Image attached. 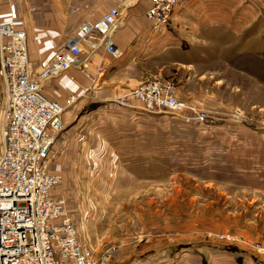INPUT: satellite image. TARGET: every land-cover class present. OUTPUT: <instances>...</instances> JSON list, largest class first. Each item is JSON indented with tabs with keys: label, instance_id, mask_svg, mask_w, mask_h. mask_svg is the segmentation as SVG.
Here are the masks:
<instances>
[{
	"label": "rangeland",
	"instance_id": "374dc122",
	"mask_svg": "<svg viewBox=\"0 0 264 264\" xmlns=\"http://www.w3.org/2000/svg\"><path fill=\"white\" fill-rule=\"evenodd\" d=\"M76 1L79 8L71 12L81 22L96 21L114 7L103 12L107 0ZM179 4L161 43L147 58L151 76L143 82L172 84L182 100L208 112L205 122L189 111L147 113L144 124L117 123L113 117L118 113H110L96 127L90 112L96 105L89 98L86 110L64 122L51 149L48 168L62 177L54 195L67 200L84 250L100 256L115 249L112 264L134 259L138 264H195L190 258L210 264L221 249L239 255L236 246L263 261L245 243L264 244V0ZM3 12L40 37L37 10ZM55 12L46 11L42 19ZM150 26L152 32L158 29ZM37 38L30 43V54L39 72L66 41L46 50ZM168 46L172 52L167 58ZM175 58L205 64L189 70L168 63ZM188 88L202 97L180 96L179 89ZM126 128L148 133L131 137L122 131ZM227 233L245 243L218 239Z\"/></svg>",
	"mask_w": 264,
	"mask_h": 264
},
{
	"label": "built area",
	"instance_id": "2783aa9c",
	"mask_svg": "<svg viewBox=\"0 0 264 264\" xmlns=\"http://www.w3.org/2000/svg\"><path fill=\"white\" fill-rule=\"evenodd\" d=\"M129 1L122 0L96 21L83 22L39 72L30 59L26 30L0 18V264H112L115 249L100 256L84 250L67 200L54 195L62 177L49 170L48 158L63 129L66 106L47 97L43 85L73 67L85 71L101 47L119 58L112 37L124 16L121 6L129 7ZM179 2L152 0L147 17L153 27L166 28ZM118 101L145 113L189 111L202 122L208 117L198 103L182 100L175 86L161 81H142ZM218 239L245 243L231 233ZM245 244L264 261V244Z\"/></svg>",
	"mask_w": 264,
	"mask_h": 264
},
{
	"label": "crops",
	"instance_id": "0c3cea01",
	"mask_svg": "<svg viewBox=\"0 0 264 264\" xmlns=\"http://www.w3.org/2000/svg\"><path fill=\"white\" fill-rule=\"evenodd\" d=\"M76 2V0H0V18L14 20L18 24V21L15 19H7L3 11L5 9H13L21 12L28 9L37 10L38 14H36L34 18H36L38 22L37 26L42 29L38 31L40 37L36 38L44 42L43 49L51 50L57 43L59 44L61 41H66L69 36L79 33V27L83 22L80 21V15L71 12L79 8ZM121 2L122 0H107L105 7H102L103 12L111 6L120 5ZM143 3L145 5H143ZM179 3L174 13L179 11ZM150 5L151 0H138L137 3L123 8V12L126 11L127 17L123 22L121 20L120 28L112 37L113 42L122 53L119 58L111 57L105 47H101L97 52L91 55V61L89 60L85 63L84 67L87 71H82L79 68L73 67L61 76L45 81L43 85L45 95L50 99L60 101L66 106L64 113L65 124L77 116L80 111L87 109L86 104L90 102L89 98H93V102H95L96 105L94 110H90V112L93 113L92 118L96 127H99V124H97L99 121H101L100 124L103 125V117L105 115L110 116V113H118L116 118L113 117V121L117 123H121V121L137 123L142 120L144 124L145 118L147 119L150 117V114L132 108L129 109L118 101L120 95L122 96L128 92L134 82L140 83L148 78V76H151L145 64H147V58L151 56V52L161 43L165 30L164 28H158L152 32L150 26L151 22L146 18L147 10ZM84 8L85 6L82 7V9ZM61 10L63 11L62 18L57 16L58 13L61 15ZM46 11H56V14L54 13L55 15L51 18L42 19ZM64 11H70L68 16H66ZM26 32L28 34L30 52V43L36 38L32 36L33 34L30 29ZM170 48L171 46H168L164 49V56L167 58L172 52ZM30 59L34 64L31 54ZM168 63H177L181 66L188 67L189 70L205 64L203 60L184 61L179 58L170 59ZM167 66L168 64L166 62L163 64L162 68L165 69ZM179 81L182 82L183 78H179ZM188 82H190L189 78ZM185 84H188L187 81L183 82L182 86ZM179 91L182 97L187 98L190 95L202 97L190 88H188L186 92L182 89H179ZM85 125L88 126L87 123ZM129 129L130 128H126L122 131L126 132L125 134L131 137L144 138L145 133H148L145 130ZM117 133V137H119L120 130L117 131ZM100 136H102L101 133ZM85 144H87L86 141L83 146ZM192 245L197 244L192 243ZM236 247L241 249V252L238 253L239 255L226 254L228 251L225 250L227 252L223 253L224 251H221V249L218 252H214L216 258L210 259V262H212L210 264H264L256 255L247 251L246 248ZM124 258L125 257L114 259L113 262H121L125 260ZM238 258H240V261ZM137 261L140 262L139 259H134V261L128 264H138ZM181 261L182 260L178 262L180 263ZM190 261L195 264L201 262V260L197 258H190Z\"/></svg>",
	"mask_w": 264,
	"mask_h": 264
},
{
	"label": "bare ground",
	"instance_id": "6f19581e",
	"mask_svg": "<svg viewBox=\"0 0 264 264\" xmlns=\"http://www.w3.org/2000/svg\"><path fill=\"white\" fill-rule=\"evenodd\" d=\"M137 1H138V0H132V1H129L128 6H131V5L135 4V3H137ZM134 87H135V86H134Z\"/></svg>",
	"mask_w": 264,
	"mask_h": 264
}]
</instances>
